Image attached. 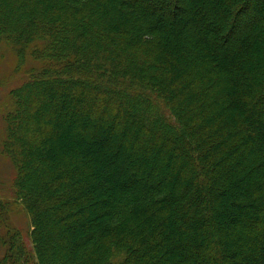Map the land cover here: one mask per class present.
Segmentation results:
<instances>
[{
	"label": "trees",
	"instance_id": "trees-1",
	"mask_svg": "<svg viewBox=\"0 0 264 264\" xmlns=\"http://www.w3.org/2000/svg\"><path fill=\"white\" fill-rule=\"evenodd\" d=\"M0 44L37 264H264V0H0Z\"/></svg>",
	"mask_w": 264,
	"mask_h": 264
},
{
	"label": "rangeland",
	"instance_id": "rangeland-1",
	"mask_svg": "<svg viewBox=\"0 0 264 264\" xmlns=\"http://www.w3.org/2000/svg\"><path fill=\"white\" fill-rule=\"evenodd\" d=\"M39 65L28 57L22 66H18L15 49L0 44V203L5 205L4 215H7L10 221V226L7 224L9 230L2 227L1 230L6 240H9L12 231L17 235L15 243L20 244L22 253L20 254L16 244L13 245V250L19 264H37V259L30 239V218L21 202L15 198L13 191L15 169L1 152V143L6 135L4 109L7 106L8 91L27 78L29 69L37 68ZM4 252L5 247L0 245V257Z\"/></svg>",
	"mask_w": 264,
	"mask_h": 264
}]
</instances>
